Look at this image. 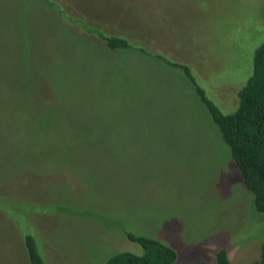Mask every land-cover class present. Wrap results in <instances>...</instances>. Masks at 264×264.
Wrapping results in <instances>:
<instances>
[{"label":"rangeland","instance_id":"obj_1","mask_svg":"<svg viewBox=\"0 0 264 264\" xmlns=\"http://www.w3.org/2000/svg\"><path fill=\"white\" fill-rule=\"evenodd\" d=\"M37 1L0 0V264H27L31 229L45 264L142 252L111 223L170 245L175 264H214L220 247L230 264L258 259L264 214L184 74L122 60ZM50 1L187 65L223 113L264 41V0Z\"/></svg>","mask_w":264,"mask_h":264},{"label":"trees","instance_id":"obj_2","mask_svg":"<svg viewBox=\"0 0 264 264\" xmlns=\"http://www.w3.org/2000/svg\"><path fill=\"white\" fill-rule=\"evenodd\" d=\"M37 2L45 3L48 8L56 6L63 18L79 24L86 34L96 36L108 51H118L120 54L126 52L128 56H122V60L138 55L153 59L171 70L182 72L186 82L192 87L196 98L206 109L208 117L216 128L219 144L221 141L228 148L240 182L252 196L255 210L264 214V41L254 50L251 73L236 93L235 108L229 113H223L212 101L216 100L212 89L209 91L212 96H208L203 88L197 85L189 67L172 59L168 56L169 54L152 53L149 47L137 44L134 37L127 32L107 34L99 28H92L80 16L66 14L60 3L50 0H38ZM132 52H136L137 55ZM127 69L125 67L124 71ZM55 202L59 213L77 215L82 212L79 206H66L61 201ZM94 217L105 221L108 219L107 222H110L108 216L95 213ZM117 225L111 223L104 224L102 227L117 229L128 242L139 245L142 252L118 251L110 254L102 264H175L177 253L173 247L158 239L138 234L136 231L124 227L123 224L120 228L116 227ZM17 227L19 228V226ZM21 243L27 264H45L34 230L22 231ZM227 249L220 247L215 251L214 264H230L227 258ZM186 264L210 263L198 260ZM249 264H264V238L259 246L258 259Z\"/></svg>","mask_w":264,"mask_h":264}]
</instances>
